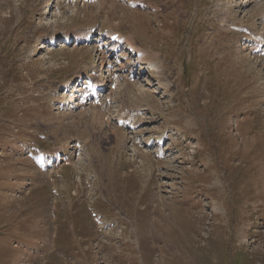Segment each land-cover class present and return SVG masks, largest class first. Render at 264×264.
<instances>
[{
    "label": "rangeland",
    "instance_id": "rangeland-1",
    "mask_svg": "<svg viewBox=\"0 0 264 264\" xmlns=\"http://www.w3.org/2000/svg\"><path fill=\"white\" fill-rule=\"evenodd\" d=\"M47 1L0 0V264H264V59L230 29L264 35V1ZM67 31L126 41L115 56L45 45ZM126 44L162 74L131 84ZM77 74L118 104L68 106ZM119 106L136 109L133 129ZM163 134L166 158H148L144 141Z\"/></svg>",
    "mask_w": 264,
    "mask_h": 264
},
{
    "label": "bare ground",
    "instance_id": "bare-ground-1",
    "mask_svg": "<svg viewBox=\"0 0 264 264\" xmlns=\"http://www.w3.org/2000/svg\"><path fill=\"white\" fill-rule=\"evenodd\" d=\"M47 3L49 4V1H48ZM44 16H46V14H45ZM80 34H82V33H80ZM80 34H77L78 36H73L71 33H63V34L61 35V37H62V40H63V41H67L68 38H70V36H71V37H73L72 39H73L74 41H77V42H75V43H78L79 41H81V40H83V39H86L87 41H90V42L100 41V40H98L97 38H95L94 36H90L89 34H87L86 37H83V36L80 35ZM112 35H113V34H112ZM56 37H57V36H56L55 34H51V35H49V37H48L47 40L54 39V38H56ZM75 43L73 42L72 44H74V45H76V46L81 45V44H75ZM128 45H129V44H128ZM128 47L131 48L130 46H128ZM131 49H133V48H131ZM133 50H134L135 52H139V51H137V50H135V49H133ZM144 66H145V65H140L139 72H141V71L144 69ZM150 66H154V65H153V64H149L148 67H150ZM160 68H161L160 66H157V65H156V69L158 70V74H162ZM139 72H138V73H139ZM137 75H138V74H137ZM78 76H79V75H78ZM169 78H170V77H169ZM161 81L166 82L167 86L170 87V83L168 82L167 78L162 77ZM95 86H96V85H93V86H91V88H90L91 90H93V95H95V94L97 93V92L95 91ZM164 92H165V91H164ZM170 95H171V94H170ZM84 96H85V95H84ZM84 96H82V100H84ZM188 119H189V118H188ZM187 123H188V124L191 123V122H190V119L187 121ZM135 152H137V150H135ZM138 153L140 154L139 150H138ZM147 164L151 165L152 163L150 162V160H148ZM77 184H78V183H77ZM247 227H248V224H245V225H244V230H246ZM159 242H160V240H159Z\"/></svg>",
    "mask_w": 264,
    "mask_h": 264
}]
</instances>
